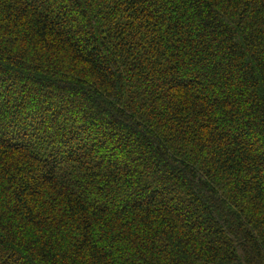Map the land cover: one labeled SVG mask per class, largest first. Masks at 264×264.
<instances>
[{
  "label": "trees",
  "instance_id": "1",
  "mask_svg": "<svg viewBox=\"0 0 264 264\" xmlns=\"http://www.w3.org/2000/svg\"><path fill=\"white\" fill-rule=\"evenodd\" d=\"M0 264H264V0H0Z\"/></svg>",
  "mask_w": 264,
  "mask_h": 264
}]
</instances>
